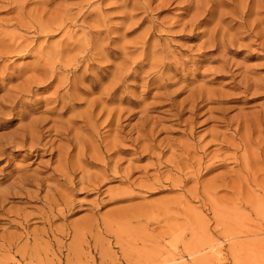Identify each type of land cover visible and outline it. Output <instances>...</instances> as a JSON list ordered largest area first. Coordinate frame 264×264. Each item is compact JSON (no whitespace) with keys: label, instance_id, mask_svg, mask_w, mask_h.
Here are the masks:
<instances>
[{"label":"rangeland","instance_id":"obj_1","mask_svg":"<svg viewBox=\"0 0 264 264\" xmlns=\"http://www.w3.org/2000/svg\"><path fill=\"white\" fill-rule=\"evenodd\" d=\"M0 264H264V0H0Z\"/></svg>","mask_w":264,"mask_h":264}]
</instances>
